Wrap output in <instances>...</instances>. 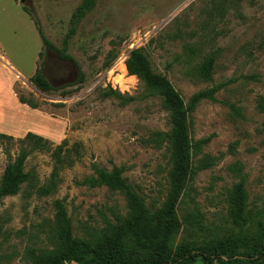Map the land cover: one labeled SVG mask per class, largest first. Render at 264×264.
Masks as SVG:
<instances>
[{
    "label": "rangeland",
    "instance_id": "374dc122",
    "mask_svg": "<svg viewBox=\"0 0 264 264\" xmlns=\"http://www.w3.org/2000/svg\"><path fill=\"white\" fill-rule=\"evenodd\" d=\"M82 1L0 0V134L14 139L0 140V176L7 150L15 158L22 149L31 151L25 170L32 175L17 195L0 200V263L31 264V250L52 246L57 200L64 201L81 238L93 237L105 219L127 212L119 192L78 183L92 174L94 162L107 170L124 167V177L149 206L165 201L171 163L163 134L170 131V116L161 98L128 74L126 61L136 48L144 49L186 104L196 92L229 82L216 101H202L191 115L190 142L209 141L194 148V174L178 206L175 244L226 241L241 233L230 217V190L242 176L248 208L264 221V0H98L69 46L76 63L45 51L44 73L57 90L39 91L31 77L42 42L23 8L32 11L50 42L62 47ZM210 56L212 81L198 72ZM81 72L86 80L76 84ZM109 88L133 100L122 105L107 98ZM20 97L38 108L21 104ZM29 132L53 149L66 141L69 163L48 195L37 188L49 183L52 151L19 143ZM207 162L211 165L201 169ZM250 253L251 246L242 250ZM196 264H226V259L199 258Z\"/></svg>",
    "mask_w": 264,
    "mask_h": 264
},
{
    "label": "trees",
    "instance_id": "16d2710c",
    "mask_svg": "<svg viewBox=\"0 0 264 264\" xmlns=\"http://www.w3.org/2000/svg\"><path fill=\"white\" fill-rule=\"evenodd\" d=\"M98 0H83L71 16L69 30L62 41V47L55 46L46 37L40 22L34 18L28 8H23L34 20L41 38L42 50L32 83L45 93L57 90L44 73L45 51L51 50L60 59L72 61L68 53L72 39L77 34L83 20L96 7ZM188 51H195L194 48ZM215 58L210 56L198 69L200 76L208 81L213 80ZM129 75L142 81L152 95L159 96L162 107L170 116V131L163 134L169 145L171 168L168 172V186L165 201L160 207L149 206L145 198L137 193L124 177L125 168L114 166L112 170L102 168L97 163L91 164L92 174L85 177L80 185L90 188L106 186L112 191L124 196L127 205L125 214H117L114 220L105 219L104 228L93 237H76L71 217L63 200L54 203L55 221L52 246L46 249L31 250V264H196L199 258L207 260L226 259V264H264V221L256 220V216L248 208V193L245 178L237 182L230 190V217L241 233L226 241H208L198 245L187 243L181 246L175 244L174 238L180 228L178 206L185 190L194 174V148L205 145L209 139L192 144L190 137V118L202 101H216L217 92L225 88L229 82H222L196 92L186 104L182 95L174 87L169 78L157 72L143 48L130 52L126 61ZM86 76L80 73L76 84L84 83ZM104 96L120 101L126 105L132 97L121 94L118 90L109 88ZM21 104L38 108V104L26 102L19 98ZM1 141L12 142V136L0 134ZM21 144H34V148L51 152L54 159V169L49 183L37 188L42 195H48L57 189L61 169L67 165L68 150L64 153V141L56 148L45 138L29 132L25 138L18 141ZM29 152L22 149L14 158L7 150L8 164L0 176V200L17 195L32 175L25 170ZM211 162L203 163L201 169L207 168ZM234 170L241 172L239 166ZM251 246L252 253L244 255L242 250ZM1 264V263H0Z\"/></svg>",
    "mask_w": 264,
    "mask_h": 264
},
{
    "label": "crops",
    "instance_id": "0c3cea01",
    "mask_svg": "<svg viewBox=\"0 0 264 264\" xmlns=\"http://www.w3.org/2000/svg\"><path fill=\"white\" fill-rule=\"evenodd\" d=\"M13 66V65H12ZM5 68L6 69H11V67L9 66V65H7V64H5Z\"/></svg>",
    "mask_w": 264,
    "mask_h": 264
},
{
    "label": "water",
    "instance_id": "95a60500",
    "mask_svg": "<svg viewBox=\"0 0 264 264\" xmlns=\"http://www.w3.org/2000/svg\"><path fill=\"white\" fill-rule=\"evenodd\" d=\"M26 0H21V3H24Z\"/></svg>",
    "mask_w": 264,
    "mask_h": 264
},
{
    "label": "bare ground",
    "instance_id": "6f19581e",
    "mask_svg": "<svg viewBox=\"0 0 264 264\" xmlns=\"http://www.w3.org/2000/svg\"><path fill=\"white\" fill-rule=\"evenodd\" d=\"M126 71V70H125Z\"/></svg>",
    "mask_w": 264,
    "mask_h": 264
}]
</instances>
